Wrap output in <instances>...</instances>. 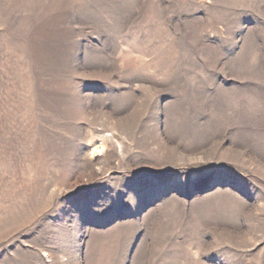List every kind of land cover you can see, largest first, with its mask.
<instances>
[{
	"label": "rangeland",
	"instance_id": "1",
	"mask_svg": "<svg viewBox=\"0 0 264 264\" xmlns=\"http://www.w3.org/2000/svg\"><path fill=\"white\" fill-rule=\"evenodd\" d=\"M0 264H264V0H0Z\"/></svg>",
	"mask_w": 264,
	"mask_h": 264
},
{
	"label": "bare ground",
	"instance_id": "2",
	"mask_svg": "<svg viewBox=\"0 0 264 264\" xmlns=\"http://www.w3.org/2000/svg\"><path fill=\"white\" fill-rule=\"evenodd\" d=\"M97 148H98V146H97V147H94V150H93V152H95Z\"/></svg>",
	"mask_w": 264,
	"mask_h": 264
}]
</instances>
